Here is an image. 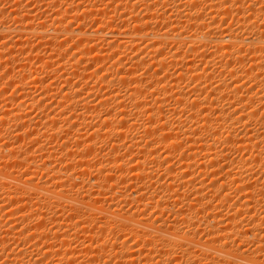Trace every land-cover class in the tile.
<instances>
[{
	"label": "bare ground",
	"instance_id": "1",
	"mask_svg": "<svg viewBox=\"0 0 264 264\" xmlns=\"http://www.w3.org/2000/svg\"><path fill=\"white\" fill-rule=\"evenodd\" d=\"M77 1L70 11H55L63 0H34L51 8L45 11L49 17L37 23L34 11L22 6L21 13L19 3L11 10L0 7V40L4 39L0 68L18 61L20 65L9 68L18 65L16 72L22 73L31 63L37 65L38 73L56 64L63 71L56 77L69 86L60 89V97L66 99L63 104L68 100L69 108L81 106L80 112H85L70 108L75 113L70 117V112L62 113L67 107L62 110V105L61 111L54 106L60 112L52 107L50 115L44 112L25 119L22 113L17 116L23 106L13 115L12 108L4 105L8 100L2 98L4 89L0 91V126L6 120L16 123L4 128L14 143L6 140L1 145V164L23 166V171H0V201L20 207L31 203L26 205L31 208V199L35 200L33 206L41 212L31 209L30 216L37 212L34 215L40 223L36 226L40 227H34L44 232L39 234L28 225L34 215L17 214L20 217L14 220L27 223L33 232L25 227L9 239L0 231V264H264V0ZM5 14L15 19V26L5 24ZM88 22L97 28H87ZM31 38L37 41L36 49L29 47ZM74 40L77 47L67 48L68 41ZM18 52L36 55L19 59ZM119 54L123 59H114ZM102 63L108 64L93 68ZM28 70L29 76L24 73L31 76L32 82L26 78L30 84L24 83L25 78L10 79H22L13 80L19 84L12 95L18 90L25 94L23 98L31 95L26 106L32 110L43 104L45 93L51 95L54 86L38 80L41 72L32 76ZM12 74L18 75H8ZM72 78H79L83 85L77 87ZM2 79L0 86L7 89L10 80ZM36 91L40 92L38 102V96H33ZM93 93L112 96L109 100L99 96L97 101ZM34 101L37 107L32 106ZM68 115L74 125L64 124ZM91 118H97L98 125L93 126ZM59 119L68 126L66 137H72L70 128L78 129L72 133V151L66 147L71 138L59 136L64 128L58 126ZM36 123L45 127L43 131L49 128V133L41 129L46 142L49 137L50 143L64 137L67 143L59 150L61 154L68 150L64 153L67 162L49 167L59 145L55 149V144H41L39 134L32 137L21 130L25 125L34 130ZM21 138H29L33 152L31 148L19 152ZM102 140L108 142L107 152L97 146ZM127 154L134 159L128 160ZM38 158L43 159L41 164ZM220 160L225 166L221 167ZM39 172L46 179L34 182L31 177ZM130 179L135 181L128 183ZM1 204L0 213L6 208ZM127 204L131 206L126 209ZM10 212L5 216L14 221L16 213L11 216ZM46 219L52 223L49 229L44 227ZM80 236L82 243L77 242ZM74 241L81 243L77 249L70 246ZM24 242H32L31 247L24 250L20 246ZM6 243L20 249L11 250Z\"/></svg>",
	"mask_w": 264,
	"mask_h": 264
},
{
	"label": "rangeland",
	"instance_id": "2",
	"mask_svg": "<svg viewBox=\"0 0 264 264\" xmlns=\"http://www.w3.org/2000/svg\"><path fill=\"white\" fill-rule=\"evenodd\" d=\"M0 1H1V0H0ZM3 1H5V0H3ZM9 1H10V4H9ZM9 1H5V3H4V2L2 3V1H1V2H0V7H4V9H5V7H6L7 10H11V9H15L16 7H15V8H11L10 6L15 5L16 3H19V8H20L21 13H22V12L24 13V9H29L30 11H32V10L34 11V12H33V16H36V17H37V18L35 19V22H36V23L39 21L38 19H42V17H45V18H46V17H49V14H50V13H48V12L51 11V10H50L51 8H50V9H49V8L47 9L46 6H42V5H43L42 3H45V2H41V3L39 2V3L35 4V3H34V0H18V2H15L14 0H12V1L9 0ZM13 1H14V2H13ZM76 1H77V0H70V1H69V0H63V3L61 2V3L59 4V6H58V4H56V7H57V8L55 7L56 9L54 8V10H55V11H65V10H66V11H67V10L70 11V10H72L73 8H75V6H76L78 3H80V1H77V3H75ZM92 1H93V0H92ZM92 1H91V5H93V3H94V4L96 3V4H99V5H98L99 8H102V9H103V7L100 5V3H99L98 1L93 2V3H92ZM94 1H95V0H94ZM11 2H12L13 4H12ZM73 3H74V4H73ZM2 4H3V5H2ZM6 4H7V5H6ZM39 5H40V6H39ZM73 5H74V6H73ZM8 6H9V8H8ZM22 6H23V7H22ZM36 6H37V7H36ZM70 6H71V7L73 6V7L71 8ZM96 6H97V5H96ZM12 7H13V6H12ZM21 7L24 8V9H21ZM25 7H26V8H25ZM39 8H42V9H39ZM44 8H46V9H44ZM58 8H59V9H58ZM167 8H168V7H167ZM167 8L165 7L164 9L168 11L169 8H168V9H167ZM69 9H70V10H69ZM102 9H101V10H102ZM104 9H105V8H104ZM104 9H103V10H104ZM7 10H6V11H7ZM47 10H49V11H48V12H45V11H47ZM105 10H106V9H105ZM105 10H104V11H105ZM169 11H170V10H169ZM39 12H40V13H39ZM43 13H44V14H43ZM47 13H48V14H47ZM45 14H46L47 16H46ZM5 15H6V19L8 18V20H9V21H8V20L5 19L4 22H7V23H5V24H6L7 26H12L13 23L15 22V19H13V17L11 18V16L9 17V15L7 16V14H5ZM5 15H4V16H5ZM37 15H38V16H37ZM43 15H44V16H43ZM39 17H40V18H39ZM4 18H5V17H4ZM45 18H43V19H45ZM12 19H13V20H12ZM43 19H42V20H43ZM48 19H49V18H48ZM128 19H130V18L128 17ZM10 20H11V21H10ZM42 20H40V21H42ZM13 21H14V22H13ZM9 22H10V23H9ZM11 22H12V23H11ZM228 23L231 24L230 22H228ZM228 23H227V24H228ZM11 24H12V25H11ZM87 25H89V26H88V27L86 26V27H87V28H90L92 24H90V22H88ZM13 26H15V24H14ZM73 26H75V25L73 24ZM92 26H93V27H91V28L96 29L98 25L95 24V25H92ZM106 31H107V29L105 30V32H106ZM107 32H108V31H107ZM2 40L4 41V39L2 38V39L0 40V43L2 42ZM23 40H24V42H25V41H28L27 39H23ZM30 40H31V41H30ZM5 41H6V40H5ZM28 43H29V45H30L29 47H33V48L35 47L34 49H36L37 41H36L35 39H32V38L29 39V42H28ZM73 44H74V45H73ZM66 47H67V48H68V47H69V48H70V47H71V48H75V47H77V46H76V41H75V40H74L73 42H72V41H68V43L66 44ZM16 48H17V47H16ZM12 49H15V48H11V51H12ZM16 50H18V49H16ZM41 50H42V48H41ZM41 50L38 49V51H40V52H41ZM42 51H43V50H42ZM74 51H75V49L72 50V52H74ZM12 52H14V51H12ZM15 52H16V51H15ZM14 54H15V53H14ZM69 54H70V53H69ZM16 55H19V52H18ZM16 55H15V57H16ZM32 55H33V54L25 53V54H23V55H19L18 58H19V57H22V56H23V57H30V58H33V56L35 57L36 52H34V55H33V56H32ZM39 55H40V53H39ZM41 55H43V52H42ZM41 55H40V56H41ZM67 57H68V59H67ZM67 57H66V61H65V59H64V61H65L66 63H67V61H69V59L71 58L70 55H68ZM119 57H122V55H121V56H120V54H119V55H116V56L114 57V59L118 60ZM142 57H143V56H142ZM19 59H20V58H19ZM120 59H123V57L120 58ZM33 60H34V59H33ZM33 60H31V61H32V63L35 64V61H33ZM116 60H115V61H116ZM31 61H29V62H31ZM70 61H71V60H70ZM9 64L12 65L11 68L16 66V65H13V64H19V65H20V63H19L18 61H16V62H10ZM9 64H8V65H9ZM24 64H26V63H24ZM27 64H30V66L32 65L31 63H27ZM27 64H26V66H28V67H27V68L25 67V69H24L25 71H24L23 69H21L22 73H21L20 71H18L19 73L23 74V76H22V75L20 76V75L18 74V72H16V71L18 70V68L20 69V67H19L18 65H17V67H16L17 70H16L15 68H14V70H12L11 68H9L10 65L7 66V67L10 69L9 72H11V73L15 72V73H17L18 75H16V74L8 75V74H11V73L8 72V70H7L8 68H7V67H6V69L4 68L6 65H4V67H1V68H0V70H1V71H0V77H1V78L3 77V79L6 77V78H9V80H10V85L8 86L7 89H5V88H1V86H0V91L4 89L3 91H1V93L3 92L2 94H4V95H2L3 97L0 96V99H1V97H2V98H8V100H10V99L13 100V97L15 96V93H16V94L19 93V90H18V92L13 93V95H12L13 90L15 89L14 91H16V89H17V85H16V84H19V83L13 81V80H18V79H20V78L15 79L16 77H13V80H11V79H12L11 76H17V77L25 78L24 80H26V81L23 80L24 83H25V82H26V83L28 82V83L30 84V83L33 81V80H31V78H30L31 76H30V77H27V76H29L30 73H31V72H28V71H29L28 68L32 71V74H31L32 76H36L37 74H39V73L41 72V73H40L39 75H37L36 77H37V78L39 77L38 80H41L40 78H42V80H45L44 83H45L47 86H48V84H49V85L52 84V86H54V87H55V85H57V86L55 87V90H56V91L58 90V91H57V95H56V94L53 95V92L56 93V91L54 90V87H51V88L53 89V92H52L51 89H50V91L52 92L51 95H50L49 92H48L49 94L45 93V97H46V99H45L44 101H43V99H44L45 97H43V99H42V102H43L44 105L40 102V103H41V106H39V107L41 108L40 110H39V107H37L38 104L36 103V102H38V101H36V100H39V99H38V98H39L38 93H40L39 91H36V92H35L36 95H35V94H34V95L32 94L33 96H38V97L35 98V101H36V102L34 101V102H35L34 104H36V105H35V106H34V104L32 105L33 107H37L38 109H37V108H33V109L31 110V107H27V106H26V102L28 101V100L26 101V99H29V98L31 99V97H30L31 95L29 96V94H28V96L26 95L27 97L24 96V98H23V95H25V94H24V93H21V94L19 93L20 95H19V96L16 95L14 101H8V100L6 99V100H7V102H6L5 99H3V100L5 101V103H6V104H4V103H3V104L6 105L7 108H9V109L12 108L11 113H12L13 115H15V114L17 113L18 107L20 108V106H23V107H21V108L19 109V111H18V113H17V116H18V114L22 113L23 117H24L25 115L27 116V117H24L25 119H26V118L28 119V116H30L29 119H35V118L38 117L37 115H39V116H41L40 114H42V115H46V114L50 115V114L54 113V111H55V113H57V112H60V111H61V108H62L63 106H64V107H63L62 110H64V108L66 107L67 104L70 105V102H68V100H67V102H64V104H63L62 101L66 100V99H63V97H60V96H63V94L60 93V89H61V88H62V89L64 88V89L66 90L69 86L67 85V86H68V87H67V86H65L62 82H59V80L61 81V79H59L58 77H61V74H63V71L60 70L59 66L57 67V65L55 64L54 66H51V67H50L51 70H52V68H53V70H54V68H55V70L57 69L56 71H55V70H54V71L52 70L53 72H57V73H56L57 75H56V74L53 75V74H52L53 72H52L51 70H49V69L46 70L47 72H45V70H44V72H43V71H38V73H37V71H35V70H37V68H38L37 65H36L37 68L35 67V65H34L33 67L31 66V68H30L29 65H27ZM107 64H108V63H104V64L102 63V64H99V65H95V66H93V68L96 70L97 68L99 69V68H101V66H103V65L105 66V65H107ZM22 65H23V64H22ZM100 65H101V66H100ZM2 66H3V65H2ZM93 68H92V69H93ZM26 69L28 70L27 73H28L29 75H27V73H26ZM34 69H35V70H34ZM38 69H39V68H38ZM33 71H34V73H33ZM24 72L26 73L27 76H25V73H24ZM61 72H62V73H61ZM7 73H8V74H7ZM6 74L8 75V77H7ZM46 74H47V75H46ZM2 75H3V76H2ZM5 75H6V76H5ZM58 75H59V76H58ZM24 76H25V77H24ZM56 76H58V77H56ZM36 77H35V78H36ZM10 78H11V79H10ZM26 78H29V79L31 80V82H30L29 80H27ZM35 78L33 77L32 79H35ZM37 78H36V79H37ZM3 79H2V81H4ZM74 79H75V78H74ZM74 79L72 78V81H71V82H72L73 84L77 85V87L83 85V84L81 85V81H82V80L80 81L79 78H76L75 80H74ZM77 80H79V81H77ZM18 81H19V80H18ZM20 81H22V79H21ZM20 81H19V82H20ZM53 81H54V82H53ZM57 81H58V82H57ZM53 83H55V84H53ZM72 83H71L70 86L73 85ZM45 84H44V85H45ZM79 84H80V85H79ZM78 85H79V86H78ZM34 87H36V85H35ZM34 87H33V89H34ZM37 89L39 90L38 87L36 88V90H37ZM34 90H35V89H34ZM4 91H5V92H4ZM32 91H33V90H32ZM100 92H101V91H100ZM100 92H99V93H100ZM104 92H105V90H104ZM1 93H0V94H1ZM58 93H59V94H58ZM46 94L49 95V96H47ZM60 94H61V95H60ZM81 94H82V93H81ZM81 94H80V97H81V96L84 97V96L86 95V94H84V93H83L84 96L81 95ZM95 94H96V93H95ZM102 94H103V93H102ZM52 95H53V96H52ZM93 95H94V93H93ZM100 95H101V93H100ZM100 95H99V96H100ZM105 95H107V94L105 93L104 96H103V95L100 96V97H102L101 100H104L103 98L108 99V98L105 97ZM21 96H22V97H21ZM54 96H55V97H54ZM56 96H59V98H62V100H61V99H57ZM96 96H98V93L96 94ZM99 96H98V97H99ZM108 96H109V95H108ZM111 96H112V95H111ZM111 96H110V98H111ZM20 97H21V98H20ZM25 97H26V98H25ZM28 97H29V98H28ZM93 97H95V95H94ZM98 97H95V98H92V99L98 101V100L100 99V97H99V98H98ZM96 98H97V99H96ZM110 98H109V99H110ZM16 99H17V100H16ZM55 99H56V100H55ZM109 99H108V100H109ZM1 100H2V99H1ZM58 100H59V101H58ZM60 101H61L62 104L60 103ZM0 102H1V101H0ZM44 102H45V103H44ZM46 102H47V103H46ZM95 102H96V101H95ZM28 103H29V102H27V105H28ZM56 103H58V105H55ZM65 103H67V104H65ZM0 104H1V103H0ZM11 104H12V105H11ZM24 104H25V106H24ZM59 104H60V106H59ZM108 104L111 106V104H110L109 102H108ZM17 105H19V106H17ZM39 105H40V104H39ZM62 105H63V106H62ZM69 105H67V107H66V109L68 108L69 110H66V109H65L66 111L64 110V111H62V113H64V114L67 113V114H68V113L70 112V113H69V115H70V114L72 113V111H73L72 109H75V111H74L75 113H77L78 111H79V113H85L84 111L80 112L81 109H82L81 106H80V107H79V106H78V107L76 106V108H73V106H70V108H72V109L70 110ZM109 105H107V107H105V108H106V109L109 108V107H110ZM29 106H31V105H29ZM54 106H55V108H57L58 110L60 109V111H57V110L54 108ZM0 107H1V110H2V109H3L2 104H1ZM52 107H53V110H54V109H55V110L52 111V113L49 114L48 112H51ZM13 108H14V109H13ZM24 108H25V109H24ZM48 108H49V109H48ZM77 108L80 109V110H78ZM103 108H104V107H103ZM103 108L99 109V110H101L100 114H101V113L104 114L105 110H104V112H102ZM105 108H104V109H105ZM76 109H77V110H76ZM115 109H116V108H115ZM118 109H119V108H117L116 111H117ZM34 110H35V111H34ZM43 110H44V111H43ZM45 110H46V111H45ZM82 110H83V109H82ZM13 111H14V112H13ZM116 111H115V112H116ZM118 111H119V110H118ZM118 111H117V112H118ZM40 112H41V113H40ZM42 112H43V113H42ZM44 112H45V113L47 112V113L45 114ZM14 113H15V114H14ZM75 113H74V114H75ZM96 113L99 114L98 111H96L95 114H96ZM12 114H10V115H11V118L7 117L8 114L6 115L7 118H6V117H5V118H6V119H8V118H9V119H12V117H13ZM74 114H71L70 117H71L72 115H74ZM95 114H94V115H95ZM102 114H101V115H102ZM127 114H131V113H127ZM10 115H9V116H10ZM69 115H68V117L66 118L65 122L62 121V120H64L65 118L63 119V117H62V120L59 119V122H60V120H61L62 123H59L58 126H62V125H63V127H64V128L62 129L63 131L61 132V135H59L60 137L65 133V132H64V129H67L66 127H68V126H66V125H64V124H67V125H68L69 123H73L72 125L75 124L74 122L71 121V120H74V119H69ZM101 115H99V116H101ZM31 116H32V117H31ZM19 117H20V116H19ZM23 117H22L21 121L23 120ZM64 117H66V116H64ZM95 117H97V116L95 115ZM101 117H103V115H102ZM92 118H93V117H92ZM92 118H91L92 125H93V124L98 125V123H99L100 121L98 122V121L96 120L97 118H96V119L94 118V120H95V121H94ZM68 120H69L70 122H67ZM92 120H93V121H92ZM98 120H99V119H98ZM24 121H25V120H24ZM6 122H8V123H6V124L3 123L2 128H1V126H0V133H1V134H0V148H1V145L6 144V140H7L8 142H10V143L12 142L11 144L14 143L13 140H12V141L9 140V139H11V138H10L9 135H8V130H6V131H7V132H6L4 128L7 129V128L10 127V126L15 125L16 123L12 122V123H14V124L11 125V124H9V123L11 122L10 120H9V121L6 120ZM63 122H64V124H63ZM96 122H98V123L96 124ZM47 123H49V122H47ZM47 123H46V124H47ZM60 124H61V125H60ZM0 125H2V124L0 123ZM7 125H10V126L7 127ZM34 125H35V124H34ZM34 125H33V127H35V126L37 127V125H40V126L37 127V128L40 129V130L38 129V130L40 131L39 133H37L38 130L35 131V129H37V128L35 127L34 130H33V128H32L31 125H30L31 127L28 126V125H25V126H23V127L21 128V130H22L23 132L25 131L26 134H29V135L31 134L32 137H35V136H36V135L34 136L35 133H36V134H39V135H37L38 137H37V136H36V137H37L38 139H39V138L41 139V140L39 139V142H40L41 144L44 143V145H45V144H48L49 146H50L51 144H52V145L55 144V145H54V148H55V149H57L55 146L58 147V145H59V147H58V149H57V150L59 151V153L56 151V154H57V155H56L55 153H54L55 155L53 154V158L56 156L55 159H52V160H54L55 162H54V161L51 162V166H49V167H58L59 165H57V163L59 164L60 161L63 162V163L67 162V161H66L67 158L65 157V154H67L66 152H68L69 148H70L71 151L75 149L74 147H73V149H72V147H70L69 145H70V142H71V141H72L71 143H73V141H74V137H73V134H74V133H73V131L75 132V131L78 130V129L75 130L74 128H70V129L72 130V131H71V136H72V137H70V136H67V137H66V136H65L66 134L63 135V136L66 137L65 139H67V140H68V138H71V139H70V141H69V140L67 141V142L69 143L68 146H66V147L68 148V150H67V149H63L62 151H63L65 154H64V153L61 154L62 152L60 153V150H59V149H60V146L62 147L64 143H67V142L65 141L64 137H62V139H61L59 136H58L59 138H58V137H55V138L53 137L54 139H53L52 141L50 140V141H51V143H50V142H48L49 139H50V137L48 138V134H47L45 137L48 138V141L46 142L45 140H47V139H45V138L42 139V136L44 137V135H43L42 133H43V132H48V133H49V131H48L49 128L46 127L47 129H45V130L43 131V129L45 128V127H43V125L38 124V123H36L35 126H34ZM69 125H70V124H69ZM95 125H93V126H95ZM41 126H42V127H41ZM65 126H66V127H65ZM25 127H26V128H25ZM70 127H71V126H70ZM61 128H62V127H61ZM75 128H76V126H75ZM77 128H78V126H77ZM81 128H82V127H81ZM2 129H3V130H2ZM27 129H28V130H27ZM31 129H32V130H31ZM41 129H42L43 132L41 131ZM79 129H80V127H79ZM46 130H47V131H46ZM81 130H83V128H82ZM4 131L6 132V134L3 135ZM34 131H35V132H34ZM65 131H66V130H65ZM67 131H68V130H67ZM2 132H3V133H2ZM28 132H29V133H28ZM32 132H34V133L32 134ZM69 132H70V130H69ZM82 132H83V131H82ZM72 133H73V134H72ZM23 134H24V133H23ZM40 134H42V135H40ZM1 136H2V137H1ZM3 136H4V137H3ZM5 136H6V137H5ZM8 137H9V138H8ZM6 138H7V139H6ZM56 138H57V139H61V140H58V142H57V141H55ZM23 139H24V140H23ZM23 139L21 138L20 140H22V141H21L19 144H17V146H18L17 149H19V152H20V151H24V152H25L26 150H29V149L31 148V146H32V143H30L31 141L29 140V138H26V139L23 138ZM20 140H19V141H20ZM26 140H27V141H26ZM24 141H25V143H24ZM41 141H42L43 143H42ZM53 141H55V143H52ZM8 142H7V143H8ZM26 142H27V144H28L29 146L26 144ZM101 142H103V145H102ZM101 142H99V144H97V146H98V145H99V146H102L101 148H102L105 152H107V151L110 149V147H109V145H108V142H107V141H104V140H102ZM106 142H107V144H106ZM121 142H122V141H121ZM123 142H124V141H123ZM123 142H122V143H123ZM10 143H9L8 145H10ZM61 144H62V145H61ZM74 144H75V142H74L72 145L75 146ZM25 145H27V146H25ZM48 145H47V147H48ZM52 145H51V146H52ZM65 145H66V144H64V146H65ZM72 145H71V146H72ZM106 145H107V146H106ZM99 146H98V147H99ZM32 147H33V146H32ZM66 147H65V148H66ZM98 147H97V149H98ZM20 148H21V149H20ZM99 148H100V147H99ZM31 149H32V152H33L34 149H33V148H31ZM29 151H31V150H29ZM24 152H22V153H23L22 155H24V157H25V154H26V153L24 154ZM26 152H27V151H26ZM20 153H21V152H20ZM30 153H31V152H30ZM121 153L125 154V153H126V150H123V149H122V150H121ZM32 154H34L35 157L39 156V154L37 153V151H34V153H32ZM37 154H38V155H37ZM34 155H33V156H34ZM127 155H129V154H127ZM127 155H126V158H127L128 160L130 159V161H131V159H134V158H133L134 155L131 156V154H130V155H129L130 158H129ZM22 158H23V157H22ZM51 158H52V157H51ZM70 158H71V157H70ZM74 158H75V157H73L72 159H74ZM60 159H62V160H60ZM50 160H51V159H50ZM63 160H64V161H63ZM36 161H37V163L39 162L38 164H41V162H43V159H41V161H40L39 158H38V160L36 159ZM58 161H59V162H58ZM1 162L3 163L4 161H3V159L1 160V158H0V171H1L2 173H4V174H9V173H11V172H15L16 169H20V171H23V168H22L23 166H21V165L18 164L17 162H15V164L19 165V166H17L18 168H16V166H13V167L9 166L8 163L10 164L11 162L5 163V164H6L5 166H4V164H1ZM49 162H50V161H49ZM223 162H224V160H223ZM223 162H222V160L219 161L221 167H222V165L225 166V163H226V162H224V163H223ZM13 163H14V162H12L11 164H13ZM19 163H21V162H19ZM222 163H223V164H222ZM2 168H3L4 170H3ZM15 168H16V169H15ZM21 168H22V169H21ZM5 169H6V170H5ZM12 169H13L14 171H13ZM7 170H8V171H7ZM9 171H10V172H9ZM39 173H40V172H39ZM129 173L132 174V172H130V171L128 172V176H131V175H129ZM221 173H222V172H219L218 176H219V175H222ZM35 175H36V174H35ZM35 175H33V177H31V179H32L34 182H38L39 180H40V181H44V180L46 179L41 173H40V174L37 173V175H36V176H35ZM41 175H42V176H41ZM128 176H127V177H128ZM220 177H221V176H220ZM85 178H87V176H85ZM129 178H130V177H129ZM132 178H133V177L131 176V179H132ZM131 179H130V181H128V183H133V182L136 180L135 178H134V179H135L134 181H132ZM131 181H132V182H131ZM132 187H133V186H132ZM132 187H131V188L129 187V188H130V191L128 190L129 192H131V189H132V191H133V188H132ZM22 198H23V197H22ZM26 198H27V197L24 196V200L27 201V203H28V201L30 202V200H28V198H27V200H26ZM29 198H30V197H29ZM30 199H31V198H30ZM2 201H3V200H2ZM2 201H0V202L2 203L1 205H2V206L4 205L3 207H4V208L6 207V208H5L4 210H2V211H4V212H1V213H0V225H1V226H2V225H3V226L5 225V226H4V227H0V229L2 228L0 231H1V232H2V230L4 231V233L2 232L1 235L4 234V236H5V234H6V237H5V238H7V237H8L9 239H10V238H11V239L15 238V237H14L15 234L17 235L18 232H21V231L23 232V229H24L25 227H26V228H25L24 230H26L27 227H28V229H27V231H29L28 233H30V232L32 233V232H33V229H35V227H40V226H36V225H37L36 222H39V220L37 221V219H38L39 217H36L34 214H35V213L37 214V212L40 213L41 211H37V210H38V207H36V205L33 206V205L35 204V202H34L35 200L33 201V199H31V202L34 203V204L32 203V207H33V208H32V207H31V208L28 207V206H30L31 203L26 204V205H28V206L25 205V207H24L23 204H22L21 207H20V206H17V205H19V204H17V205L15 204V205H16V207H15V205H13V204H12L13 206H10V205L8 204L7 201H3L4 203H3ZM9 206H10V207H9ZM104 206H107V205L105 204ZM130 206H131L130 204H127V205L125 206V208H126V209H127V208H130ZM0 207H1V206H0ZM12 207H14V208H12ZM19 207H20V208L24 207L25 210H24V209H22V210H24L25 212L22 211ZM26 207H27V209H26ZM17 208H19V210H21V211H18V210L16 211ZM34 208H35V209H34ZM177 208H179V206H177ZM29 209H30V211H28ZM31 209L37 211V212L35 211V213L32 211V215H34V218L31 217L32 215L30 216V214H31ZM11 210H12V211H11ZM39 210H40V209H39ZM10 211H11V212H10ZM15 211H16V212H15ZM26 211H27L28 213H27ZM5 212H7V213L10 212V213H11V216H12V214L15 212L16 215L14 214L13 217L15 216L16 218H13V220H14V219H17V218L19 219V217L21 216V212H23L24 214L27 213V214L31 217V218L28 219L29 221H28L27 223H29V222L32 220V222H30L31 224H28V225H30V227H33V229H32V230H31V228L29 229V226H28V225L26 226L27 223L25 224V222H24L25 225H23V222L18 221V220H14L15 222H17V224H16L14 221H12V218H10V216H9V217L7 216L8 218L5 216ZM12 212H13V213H12ZM17 212H20V213H17ZM3 214H4V216L2 217ZM17 214L20 215V216H18ZM17 216H18V217H17ZM37 216H39V214H38ZM48 217H50V215H48ZM32 218H33V219H32ZM36 218H37V219H36ZM165 218H167V217H165ZM47 219L49 220V218H47ZM47 219L45 220V223L48 222ZM10 221H11V222H10ZM1 222H2V223H1ZM4 222H5L6 224H8V225H6ZM20 223H21V225H20ZM39 223H40V222H39ZM45 223H44V224H45ZM9 224H10V225H9ZM33 224H34V225H33ZM44 224H43V225H44ZM17 225H18V226H17ZM50 225H52V223H51V224H50V223H47V225L45 224L44 227H45L46 229H49V227H51ZM21 226H23V227H21ZM34 226H35V227H34ZM46 226H47V227H46ZM9 229H11L10 232L8 231ZM14 229H15V230H14ZM30 230H31V231H30ZM34 231H37V233H38V231H40L39 234L44 233V232H42V229H41V228H40V229L37 228V229H35ZM8 232H9L10 234H9ZM14 232H15V234L12 235L11 233H14ZM24 232H25V231H24ZM7 234H8V235H7ZM11 235H12L13 237H11ZM9 236H10V237H9ZM82 236H83V235H82ZM79 238H81V239H79ZM79 238H78V239H79L80 241L78 240L77 242H81V243H82V241H81V240H82V237L80 236ZM15 240H16V239H14V241H15ZM51 240H52V239H51ZM16 241H17V240H16ZM77 242L75 243V241H74L75 244H74V243H73V244H74L75 246H74L73 244L70 245V246H73V247H75L74 249H77L78 245L81 244V243L78 244ZM31 243H32V242H30V243H28V242L25 243V242H24V245H22L23 243H21L20 246H21L23 249H24V248H25V249H28V248L31 247V245H32ZM27 244H28V245H27ZM6 246H8V247L10 246L9 249H11V250H12V249H14V250H18L17 247H19V249H20V246H16V244H12V243H6ZM23 246H25V247H23ZM70 246H69V248H71ZM117 246H119V245H117ZM245 247H246V246H245ZM25 249H24V250H25ZM71 249H72V248H71ZM10 258H11V257H10ZM2 260H4V258L1 259V261H2ZM85 260H86V258H85ZM86 262H87V261H86ZM86 264H88V262H87Z\"/></svg>",
	"mask_w": 264,
	"mask_h": 264
},
{
	"label": "snow or ice",
	"instance_id": "3",
	"mask_svg": "<svg viewBox=\"0 0 264 264\" xmlns=\"http://www.w3.org/2000/svg\"><path fill=\"white\" fill-rule=\"evenodd\" d=\"M243 250V249H242Z\"/></svg>",
	"mask_w": 264,
	"mask_h": 264
}]
</instances>
